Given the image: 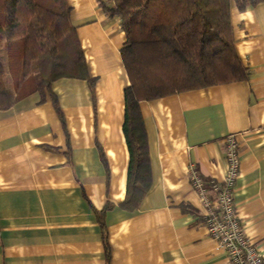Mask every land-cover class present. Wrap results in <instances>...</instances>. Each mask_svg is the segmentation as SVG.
<instances>
[{"label":"crops","instance_id":"1","mask_svg":"<svg viewBox=\"0 0 264 264\" xmlns=\"http://www.w3.org/2000/svg\"><path fill=\"white\" fill-rule=\"evenodd\" d=\"M67 3L90 81L61 78L0 109V264H229L190 174L214 200L229 135L240 159L235 212L264 257V2L231 6L246 79L140 101L150 187L133 211L121 207L130 166L122 20L112 0Z\"/></svg>","mask_w":264,"mask_h":264},{"label":"trees","instance_id":"2","mask_svg":"<svg viewBox=\"0 0 264 264\" xmlns=\"http://www.w3.org/2000/svg\"><path fill=\"white\" fill-rule=\"evenodd\" d=\"M112 1L108 11L121 17L127 36L122 58L130 80L123 123L130 166L121 207L133 211L150 187L140 101L246 79L248 69L236 54L233 40L231 6L234 2L241 12L264 0ZM70 19L67 0H0V39L18 43L16 67L25 79L14 83L13 93L0 91V109L27 94L50 91L52 83L61 78L90 81ZM5 74L0 63V83ZM24 84L27 91L19 92Z\"/></svg>","mask_w":264,"mask_h":264},{"label":"built area","instance_id":"3","mask_svg":"<svg viewBox=\"0 0 264 264\" xmlns=\"http://www.w3.org/2000/svg\"><path fill=\"white\" fill-rule=\"evenodd\" d=\"M236 135L225 139L227 170L222 182L211 184L216 197L210 199L209 189L204 186L203 179L192 171L193 187L197 190L208 216L211 238L228 257L229 264H264V257L254 247L240 221L233 201L235 180L239 176L240 159L238 155Z\"/></svg>","mask_w":264,"mask_h":264},{"label":"rangeland","instance_id":"4","mask_svg":"<svg viewBox=\"0 0 264 264\" xmlns=\"http://www.w3.org/2000/svg\"><path fill=\"white\" fill-rule=\"evenodd\" d=\"M18 48V43L15 44L0 39V63L3 64L6 69L5 78L0 83V91L12 92L14 90L13 92H15V89H12L13 84L23 79L21 75L22 71L18 72L16 67L19 56ZM26 87L27 84L21 86L19 92L25 93V91H27Z\"/></svg>","mask_w":264,"mask_h":264}]
</instances>
